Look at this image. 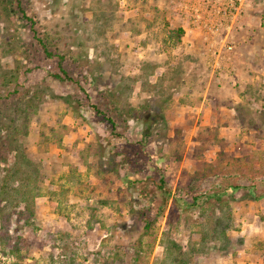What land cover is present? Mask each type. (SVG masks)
I'll use <instances>...</instances> for the list:
<instances>
[{
	"label": "rangeland",
	"instance_id": "obj_1",
	"mask_svg": "<svg viewBox=\"0 0 264 264\" xmlns=\"http://www.w3.org/2000/svg\"><path fill=\"white\" fill-rule=\"evenodd\" d=\"M10 1L0 264H159L171 239L189 264H264V0L218 61L192 0H22L72 80Z\"/></svg>",
	"mask_w": 264,
	"mask_h": 264
},
{
	"label": "built area",
	"instance_id": "obj_2",
	"mask_svg": "<svg viewBox=\"0 0 264 264\" xmlns=\"http://www.w3.org/2000/svg\"><path fill=\"white\" fill-rule=\"evenodd\" d=\"M242 4V0H192L185 4V8L192 16L193 26L203 32L211 43L220 46L219 50L216 49L210 54L215 61L222 57V48L231 51L235 47L233 35H230L232 24H227V19L230 17L235 19L241 11ZM223 21H226L227 26ZM225 30L228 33L223 36Z\"/></svg>",
	"mask_w": 264,
	"mask_h": 264
},
{
	"label": "trees",
	"instance_id": "obj_3",
	"mask_svg": "<svg viewBox=\"0 0 264 264\" xmlns=\"http://www.w3.org/2000/svg\"><path fill=\"white\" fill-rule=\"evenodd\" d=\"M11 5L16 6V8H18L19 10H21V16L22 18H26L29 19L32 23L31 28L33 31V37L36 38L39 42V44L41 45V48L43 49V53L47 55V57L49 59H53L56 56H58V68L59 71L57 73L54 74V77H56L57 79H70L72 80L73 77L70 75L69 72V68L65 66V63L67 61L66 56L63 53H57V51L54 53V51H51L47 40L44 36H42V34H40L39 32V28L36 26L37 25V21H35L34 19L30 18L27 16L26 14V10L23 7V3L22 0H11ZM183 32V30H180V34ZM178 36V35H177ZM11 80H3L2 82V86L1 87H9ZM18 84V83H16ZM15 92H18L15 91ZM18 99L19 97L13 95V93L9 92L6 95L2 94L0 95V103L1 102H5L7 106H9L10 104H13L12 101H14L13 99ZM104 116L109 119V121L115 125L116 121L115 119H112L111 117H108V114L105 112ZM163 182V181H161ZM160 182V186L162 187V189L164 190L165 193H169V191L167 190V188L163 185V183ZM234 190L238 189L240 186L239 185H232L231 186ZM5 194V190H3V187L0 188V193ZM219 223V220H218ZM219 228V227H218ZM215 228L212 232L213 235H217V229ZM216 238V237H215ZM218 239V237H217ZM165 249H166V254L165 257L163 259H161L159 264H189L191 262V260L193 259V256L196 252H199V250L193 248V249H189L186 248L185 246H183L182 244H180L178 241L171 239L170 243H166Z\"/></svg>",
	"mask_w": 264,
	"mask_h": 264
}]
</instances>
